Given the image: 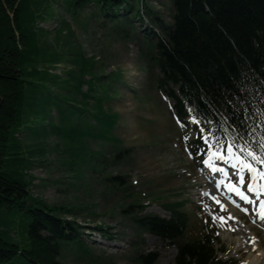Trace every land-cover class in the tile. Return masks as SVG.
Returning a JSON list of instances; mask_svg holds the SVG:
<instances>
[{"label": "trees", "instance_id": "trees-1", "mask_svg": "<svg viewBox=\"0 0 264 264\" xmlns=\"http://www.w3.org/2000/svg\"><path fill=\"white\" fill-rule=\"evenodd\" d=\"M142 1L0 0V264H65V243L84 256L92 254L77 229L75 216L82 209L77 197L51 204L31 193V170L53 152L71 173L69 188L86 186L80 180L90 171L103 191H115L119 199L111 215L122 212L137 235L147 231L176 240L188 228L184 201L163 204L172 212L170 219L134 211L138 206L144 210L149 197L125 185L126 174L116 168L129 152L113 134L119 114L106 107L120 84V72H104L81 46L69 51L47 39L48 31L38 22L55 16L54 2H64L77 16L94 7L93 14L111 17L118 33L137 40L146 68L161 71L157 87H179L180 114L189 103L208 130L214 127L220 134L258 143L264 137V0H171V23L143 8ZM144 10L159 31L151 28L150 34L139 36L132 19ZM64 31L74 34L66 20L57 41ZM18 214L28 219L24 230L29 247L18 241ZM215 238L214 232L205 233L181 243L175 264H227L214 255Z\"/></svg>", "mask_w": 264, "mask_h": 264}, {"label": "rangeland", "instance_id": "rangeland-1", "mask_svg": "<svg viewBox=\"0 0 264 264\" xmlns=\"http://www.w3.org/2000/svg\"><path fill=\"white\" fill-rule=\"evenodd\" d=\"M136 6L139 7V4ZM142 6L167 22H172L174 9L171 0H143ZM53 8L54 17L38 22L39 27L48 31L47 39L53 45L69 51L81 46L87 56L96 57L104 72H120V84L112 92L106 107L119 114L113 134L122 140L120 148L129 152V156L122 158L116 168L126 174L125 185L135 186L136 191L144 192L149 197L150 203L145 210L138 206L133 207L134 211L168 218L171 213L164 208V203L186 201L184 210L189 213L190 221L180 242L201 236L209 214L217 221L214 224L220 230L214 243L218 259L227 263L234 261L246 264L255 258L258 259L257 264H264V230L226 205L217 206L215 202L201 200L206 197L207 191L215 193L216 188L199 171V162L189 152L184 133L177 129L172 109L175 101L160 93L157 88L156 75L160 72L146 68L141 58V44L118 33L115 30L116 22H112L111 17L93 14L94 7L84 8L78 16L67 11L64 2H54ZM63 20L68 21L74 34L70 36L64 31L57 41V30ZM153 20V16L144 10L143 16H137L134 23L138 27L141 25L143 32L140 34H143L148 27L157 29L154 24L156 21ZM61 65L58 72L63 67ZM198 129L190 126L186 137L196 138ZM92 144L94 148L98 147L96 141L93 140ZM111 170L108 168V171ZM31 174L35 177L31 188L34 196L42 197L51 204L73 202L77 197L78 203L82 205L75 221L79 225L77 229L81 239L92 250V254L84 256L72 243H65L61 254L65 264L176 263V244L169 245L167 241L149 233H142L139 238L135 224L124 217L122 212L111 215L110 208L119 196L110 189L103 191L96 173H85L80 184L85 183L86 186L80 189L69 188L67 183L71 173L60 161L58 152H53L36 161ZM55 180L60 184L54 183ZM158 194L162 198L155 196ZM119 210L122 211L121 208ZM90 212L96 215L92 216ZM66 217L71 219L69 215ZM216 218H223L220 226ZM27 220L24 214H18L15 218L17 237L22 247H29L24 230ZM100 224L104 227L102 230L97 228ZM150 255L152 259L148 262L146 258Z\"/></svg>", "mask_w": 264, "mask_h": 264}, {"label": "snow or ice", "instance_id": "snow-or-ice-1", "mask_svg": "<svg viewBox=\"0 0 264 264\" xmlns=\"http://www.w3.org/2000/svg\"><path fill=\"white\" fill-rule=\"evenodd\" d=\"M193 122L194 123H199L198 121H195V119L193 118ZM201 131V133L203 132V129H201L200 130ZM200 138H202V139H207L206 137H204L203 135H201V137ZM185 139L187 140L188 139V137H185ZM229 150H231V146H229ZM246 198V197H245ZM221 219H223V218H221Z\"/></svg>", "mask_w": 264, "mask_h": 264}, {"label": "bare ground", "instance_id": "bare-ground-1", "mask_svg": "<svg viewBox=\"0 0 264 264\" xmlns=\"http://www.w3.org/2000/svg\"><path fill=\"white\" fill-rule=\"evenodd\" d=\"M257 260L255 258L254 259H250V260H248V262L246 264H257Z\"/></svg>", "mask_w": 264, "mask_h": 264}]
</instances>
